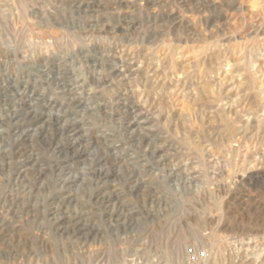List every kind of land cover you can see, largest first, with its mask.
<instances>
[{
	"label": "rangeland",
	"instance_id": "rangeland-1",
	"mask_svg": "<svg viewBox=\"0 0 264 264\" xmlns=\"http://www.w3.org/2000/svg\"><path fill=\"white\" fill-rule=\"evenodd\" d=\"M263 92L264 0H0V264H264Z\"/></svg>",
	"mask_w": 264,
	"mask_h": 264
},
{
	"label": "built area",
	"instance_id": "built-area-1",
	"mask_svg": "<svg viewBox=\"0 0 264 264\" xmlns=\"http://www.w3.org/2000/svg\"><path fill=\"white\" fill-rule=\"evenodd\" d=\"M189 256L193 257V258H196L200 261H203L202 264H206V255L204 254H197V252H195L194 250H189Z\"/></svg>",
	"mask_w": 264,
	"mask_h": 264
},
{
	"label": "bare ground",
	"instance_id": "bare-ground-1",
	"mask_svg": "<svg viewBox=\"0 0 264 264\" xmlns=\"http://www.w3.org/2000/svg\"><path fill=\"white\" fill-rule=\"evenodd\" d=\"M257 74H258V73H257ZM262 80H263V79H262ZM263 95H264V92H263ZM258 122H259V121H258ZM72 125H73V124H72ZM72 133L75 134V135L77 134V131H76L75 128L72 130Z\"/></svg>",
	"mask_w": 264,
	"mask_h": 264
}]
</instances>
